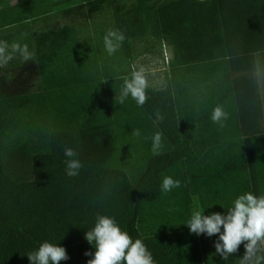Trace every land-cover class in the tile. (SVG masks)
I'll list each match as a JSON object with an SVG mask.
<instances>
[{"label":"trees","instance_id":"trees-1","mask_svg":"<svg viewBox=\"0 0 264 264\" xmlns=\"http://www.w3.org/2000/svg\"><path fill=\"white\" fill-rule=\"evenodd\" d=\"M24 1L0 8V28L59 5L37 0L33 15ZM69 1L72 13L89 20L107 10L126 37L120 48L127 55L132 40L170 42V77L161 90L147 88L139 107L130 96L120 103L131 79L121 68L126 59H75L74 67L65 59H29L0 67V264H30L27 256L43 242L66 249L69 259L60 264H87L85 252L94 254L95 245L85 232L98 215L141 239L155 264H240L243 243L225 261L214 247L218 235L193 234L186 224L196 211L226 214L244 193L264 195V133L245 136L253 111L239 74L247 55L258 70L264 66V0ZM217 105L229 114L224 128L210 119ZM157 131L163 139L155 156L137 137ZM65 148L83 165L76 177L66 174ZM166 176L181 186L162 192Z\"/></svg>","mask_w":264,"mask_h":264},{"label":"clouds","instance_id":"clouds-1","mask_svg":"<svg viewBox=\"0 0 264 264\" xmlns=\"http://www.w3.org/2000/svg\"><path fill=\"white\" fill-rule=\"evenodd\" d=\"M104 46L108 55H114L126 39L124 33L119 29H109L104 36ZM9 45L6 41H0V56H3ZM13 51H19L25 61L32 59L33 54L28 51L27 45L13 43ZM9 55L4 59L6 63L11 60ZM148 79L144 67H140L131 73V79H125L120 103H123L129 96L142 107L148 99ZM211 121L220 128L225 127V121L229 114L220 105H217L210 117ZM156 120L162 121L163 116L157 112ZM133 135L140 136L139 130H134ZM163 133L157 131L152 137V154H161ZM64 155L68 157L66 163V174L69 177L79 175L82 163L75 159L77 153L71 148H65ZM181 183L170 176L163 179L161 190L164 193L170 192L173 188H179ZM190 232L196 235L206 234L208 237L218 235L214 243L216 254L225 261L229 256L237 253L243 243L245 253L240 258V264H262L264 256L258 255L264 250V195L257 197L251 192L244 193L236 198L233 206L226 211V214L211 213L204 215L196 211L191 215L186 224ZM85 239L90 245H95L94 254L85 252L86 256L92 258L87 264H155L151 252L141 239H133L130 235L118 226L115 218L106 215H98L95 226L85 232ZM30 264H60L61 261L69 259L66 249L58 245L43 242L37 251L27 256Z\"/></svg>","mask_w":264,"mask_h":264},{"label":"crops","instance_id":"crops-1","mask_svg":"<svg viewBox=\"0 0 264 264\" xmlns=\"http://www.w3.org/2000/svg\"><path fill=\"white\" fill-rule=\"evenodd\" d=\"M37 0H25L21 3L26 11H32L37 15L38 6L35 2ZM59 5L51 8L46 14L33 16L23 22L17 24H10L0 28V41H6L9 45L6 48L3 56H0V67H15L22 62L23 56L19 51H13L11 45L13 43L20 44L21 46L27 45L28 51L33 54L32 59H65V65L67 67H74L75 59H95L94 49L95 45L92 40L90 32L89 19L72 13L71 8L73 2L69 0H58ZM61 1V2H60ZM16 4V0H1L0 8H10ZM72 11V12H71ZM108 14V11L105 12ZM109 16V15H108ZM107 21H100L97 31L100 33L101 47L99 49L98 58L104 59L106 62H111L109 59H126L125 63L121 66L123 70L131 73L134 70L139 69L144 64H147L145 69V75L148 79V89L155 91L163 89L170 77L168 63L173 59V48L170 42L164 39H154L151 36H147L144 39L132 40L130 55L123 52L122 48L114 55L104 54V36L109 29H114L111 19L106 18ZM109 21V22H108ZM105 23V24H104ZM60 28V29H58ZM59 30V31H58ZM91 46L93 51L91 50ZM11 55L12 59L6 63L4 59ZM245 65L242 66V71L239 73L244 78V96L245 99L249 98L250 102H246L247 109L250 108L252 112L251 118L245 122V136H252L264 133V120L261 113V105L259 100V89L257 77L260 75L264 77V68L259 66V70L255 64L254 57L247 55L242 57ZM62 61V60H61ZM154 68V70H153ZM51 71L56 72L55 68H50ZM155 75H149L150 72H154ZM183 69H175L174 72L178 74H184ZM261 71V72H260ZM68 75V70L66 72ZM201 74V73H200ZM71 75V74H70ZM153 81L149 78H152ZM49 79H53L50 77ZM153 82V83H151ZM249 106V108H248ZM152 136L137 137L139 143L145 142L152 144ZM264 256V250L261 251ZM264 264V262H263Z\"/></svg>","mask_w":264,"mask_h":264},{"label":"rangeland","instance_id":"rangeland-1","mask_svg":"<svg viewBox=\"0 0 264 264\" xmlns=\"http://www.w3.org/2000/svg\"><path fill=\"white\" fill-rule=\"evenodd\" d=\"M40 1V0H39ZM41 1H43V4H47V2H46V0H41ZM109 14H106L105 12L103 13V14H101V15H93L91 18H90V21H89V25H91V27H90V32H91V35H92V40H93V42H94V45H95V49H94V57H95V59H99L98 58V53H99V49H100V45H101V43H100V41H103L102 40V38H100V33H99V31H97V28H100L99 26H98V24H100V21H102V22H104V21H107V19L106 18H109V16H108ZM110 19V18H109ZM109 22V21H108ZM105 24V23H104ZM91 50L93 51V48H92V46H91ZM102 52H106V50L104 51H102ZM104 54H108V53H104ZM88 60H90V59H88ZM120 60L121 59H112V61H118V62H120ZM146 66H147V64H144L143 65V67L144 68H146ZM153 70H154V68H153ZM156 73H155V71L154 72H150V74L149 75H155ZM152 81H153V76H152V78L151 77H149ZM151 83H153V82H151Z\"/></svg>","mask_w":264,"mask_h":264}]
</instances>
